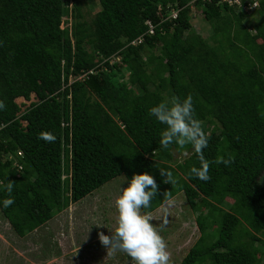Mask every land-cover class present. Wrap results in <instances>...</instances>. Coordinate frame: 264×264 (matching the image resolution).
Instances as JSON below:
<instances>
[{"label": "trees", "instance_id": "trees-1", "mask_svg": "<svg viewBox=\"0 0 264 264\" xmlns=\"http://www.w3.org/2000/svg\"><path fill=\"white\" fill-rule=\"evenodd\" d=\"M85 1L0 0V213L12 232L24 238L113 179L128 185L147 173L158 195L143 212L171 191L196 214L200 237L179 264H264V0L250 16L220 0H97L90 23ZM175 4L177 18L159 24L157 6ZM195 8L213 26L214 45L194 33ZM64 18L70 25L61 28ZM146 21L156 25L152 36ZM32 94L21 111L15 100ZM189 95L209 137L207 182L188 175L200 167L190 145L161 148L165 126L149 115ZM45 131L54 143L37 139ZM219 156L234 163H214ZM159 169L177 184L162 183ZM9 180L15 202L4 209Z\"/></svg>", "mask_w": 264, "mask_h": 264}, {"label": "rangeland", "instance_id": "rangeland-1", "mask_svg": "<svg viewBox=\"0 0 264 264\" xmlns=\"http://www.w3.org/2000/svg\"><path fill=\"white\" fill-rule=\"evenodd\" d=\"M98 10L100 5L97 0H86L81 5V13L88 23ZM67 21L63 19L61 28L69 27L70 18ZM190 22L195 34L202 36L208 43L215 44L211 39L213 26L204 20L198 8L191 11ZM249 22L248 27L253 33V21ZM35 101L33 94L28 101L22 98L15 100L21 111ZM187 155L186 152L174 153V159L180 161ZM260 182L264 186V173ZM127 186L123 176L113 179L91 195L54 215L46 226L24 238L12 232L7 220L0 213V264H131L126 255L107 256V249L99 241L101 232L111 236L117 215L114 201L121 194V187ZM174 199L176 203L169 211L167 225H163L160 220H154L153 223L168 244L171 264H179L200 237V232L195 222L196 214L187 205L183 194L176 195ZM226 202L231 204L232 200L227 198ZM222 208L227 210L226 206ZM152 214L154 217L160 216V207ZM255 254L258 260L263 261L259 251Z\"/></svg>", "mask_w": 264, "mask_h": 264}, {"label": "clouds", "instance_id": "clouds-1", "mask_svg": "<svg viewBox=\"0 0 264 264\" xmlns=\"http://www.w3.org/2000/svg\"><path fill=\"white\" fill-rule=\"evenodd\" d=\"M5 109V103L0 100V110ZM149 115L165 126L160 134L161 148L167 150L176 145L178 149L183 150L190 145L197 155L200 167H191L188 175L204 182L209 181L210 162L203 154V150L208 147L209 137L203 129L202 121L195 117L192 96L189 95L183 100L179 97L164 100L150 108ZM6 126L0 125V129ZM37 139L54 143L56 136L45 131L39 133ZM214 163L229 166L234 163V159L219 156ZM159 170L160 175L165 177L162 183L172 186L177 184L171 171ZM0 184H3V181H0ZM3 187L9 198L2 201V206L7 209L15 202L12 198L14 182L9 180ZM157 195L156 180L147 173L134 175L127 187H121V194L114 201L117 215L111 236L99 233V241L107 249V256L123 254L130 258L131 264H171L168 244L153 223L154 220H160L163 225L169 222V211L176 203L171 191L163 194L160 216L154 217L151 212L142 211L151 207L152 199Z\"/></svg>", "mask_w": 264, "mask_h": 264}, {"label": "built area", "instance_id": "built-area-1", "mask_svg": "<svg viewBox=\"0 0 264 264\" xmlns=\"http://www.w3.org/2000/svg\"><path fill=\"white\" fill-rule=\"evenodd\" d=\"M197 0H192L191 3L196 2ZM201 2L210 3L211 0H201ZM190 3V4H191ZM219 3L227 5L228 7L234 8L237 11H240L248 16L255 13V11L259 8V0H220ZM181 8L175 5H168L166 7H163L161 5L157 6L156 9V16L159 19V24L163 23L165 21L175 20L178 16V13L180 12ZM145 25L147 26V30L144 35L152 36L155 34V28L156 25L153 24L151 21H146ZM140 36L136 39V42L134 43H141L143 40V36ZM102 63L108 62L109 64L114 63V61L117 60V58H110L109 61L107 59H102ZM93 73V71H87L82 72L78 76L74 78H70L69 81H82L87 75ZM23 111V110H22Z\"/></svg>", "mask_w": 264, "mask_h": 264}, {"label": "crops", "instance_id": "crops-1", "mask_svg": "<svg viewBox=\"0 0 264 264\" xmlns=\"http://www.w3.org/2000/svg\"><path fill=\"white\" fill-rule=\"evenodd\" d=\"M58 214H59V213H58ZM58 214H57V215H58ZM53 218H54V217H53ZM53 218H52V219H53ZM52 219H51V220H52ZM51 220H49L48 222H50ZM48 222H47V223H45L44 225H42L41 227L37 228L36 230H38V229L42 228L43 226H46V225L48 224ZM36 230H34V231H36ZM34 231H33V232H34ZM31 233H32V232H31Z\"/></svg>", "mask_w": 264, "mask_h": 264}, {"label": "bare ground", "instance_id": "bare-ground-1", "mask_svg": "<svg viewBox=\"0 0 264 264\" xmlns=\"http://www.w3.org/2000/svg\"><path fill=\"white\" fill-rule=\"evenodd\" d=\"M20 99V98H19Z\"/></svg>", "mask_w": 264, "mask_h": 264}]
</instances>
